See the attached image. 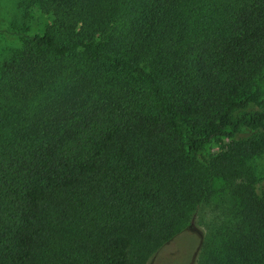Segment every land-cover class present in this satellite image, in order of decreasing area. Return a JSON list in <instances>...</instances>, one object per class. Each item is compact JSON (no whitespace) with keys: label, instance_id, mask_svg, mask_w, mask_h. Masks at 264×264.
Wrapping results in <instances>:
<instances>
[{"label":"trees","instance_id":"1","mask_svg":"<svg viewBox=\"0 0 264 264\" xmlns=\"http://www.w3.org/2000/svg\"><path fill=\"white\" fill-rule=\"evenodd\" d=\"M0 64V264H264V0H14ZM11 33L0 26V34Z\"/></svg>","mask_w":264,"mask_h":264},{"label":"rangeland","instance_id":"2","mask_svg":"<svg viewBox=\"0 0 264 264\" xmlns=\"http://www.w3.org/2000/svg\"><path fill=\"white\" fill-rule=\"evenodd\" d=\"M14 0H0V26L7 29L11 36L0 34V64L20 46L17 30L29 26L13 11ZM264 97V72L259 81ZM254 173L261 177L264 173V160L256 159L251 163ZM210 212L206 207L196 210L190 223L181 229L171 240L163 244L146 264H195L200 242L210 221Z\"/></svg>","mask_w":264,"mask_h":264}]
</instances>
